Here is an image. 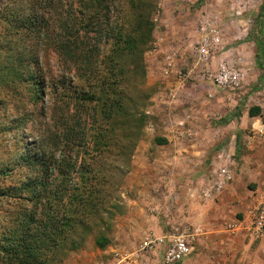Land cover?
<instances>
[{
    "label": "rangeland",
    "instance_id": "374dc122",
    "mask_svg": "<svg viewBox=\"0 0 264 264\" xmlns=\"http://www.w3.org/2000/svg\"><path fill=\"white\" fill-rule=\"evenodd\" d=\"M59 2L69 9L71 0ZM115 4L112 24L125 23L137 44L133 54L126 50L115 57L120 61L117 70L122 69L126 78L109 77L115 85L108 88L107 103L99 108L107 138L102 144L90 142L85 159L105 188L96 211L87 217L86 233L77 231L83 236L82 245L69 250L66 244L50 264H165L154 240L197 227L202 232L194 240L192 261L239 264V254L235 259L222 257L204 227L216 218L217 201L211 190L219 168L227 166L235 173V168L244 166L256 171L262 180L256 197H264V139L258 132L264 125V0H116ZM0 8L16 16L11 23L0 21V169H15L11 175L0 174V190L8 194L26 179L27 170L20 169L25 146L33 151L40 144L50 154L51 134L56 132L60 141L63 130L57 121L60 113L52 114L47 97L38 109L27 102L25 84L9 73L11 65L38 57L41 63L32 76L38 78L42 69L47 84H58V91L65 87L79 91L83 82L41 36L26 31L23 24L18 27L30 12L27 0H0ZM207 36L217 37L218 43L203 60L199 41ZM110 46L102 39L101 55L112 56ZM223 66L239 74L231 88L215 80ZM98 98L90 105L96 106ZM55 106L63 108L60 103ZM32 109L35 122L22 116ZM92 115L93 111L87 116L88 131ZM63 143L62 139L60 146ZM60 149L54 150L56 158ZM29 206L25 200L0 197V243L16 212ZM246 216L235 212L229 225ZM203 218L206 221L200 222ZM236 231L245 245H257L245 231ZM262 248L254 264H264Z\"/></svg>",
    "mask_w": 264,
    "mask_h": 264
},
{
    "label": "trees",
    "instance_id": "16d2710c",
    "mask_svg": "<svg viewBox=\"0 0 264 264\" xmlns=\"http://www.w3.org/2000/svg\"><path fill=\"white\" fill-rule=\"evenodd\" d=\"M27 1L30 12L19 20L21 24L18 27L23 24L26 31L41 36L47 47L72 65L83 84L79 91L75 87L58 91V84H47L42 69L40 76L35 78L32 76L33 69H37L41 63L38 57L13 63L10 67L9 73L25 84L29 95L27 102L38 109V103H44L47 97L52 103V114L60 113L57 121L63 126L64 146H60L62 139L59 141L56 138V132L51 134L53 140L50 148H54L50 154H46V149L40 144L34 143L37 147L33 151L25 146L27 150L21 151L20 162L23 165H20V169L27 170L26 179L13 193L9 191L6 194L0 190V197L18 198L30 205L16 212L13 225L2 236V264H50L56 261L66 244L69 250L82 245L83 236H77V231L81 228V234L86 233L87 217L96 211L97 202L102 198L99 194L105 188L99 173L85 160L90 155L89 143L102 144L107 138L101 129L102 112L99 108L107 103L104 96L108 88L115 85L109 77L122 81L125 77L122 69L121 72L117 70L120 61L119 57H115L126 50L133 54L137 44L130 37L125 23L112 24L116 0H71L69 9L60 0ZM0 9V21L11 23L12 15H15ZM124 17L123 14L120 20L124 21ZM50 20L53 21L52 26ZM91 39L94 44L90 43ZM102 39L111 45L109 53L112 56L101 55L99 44ZM25 72L26 75H23ZM95 98H98L97 105L91 106ZM59 103L63 105L60 110L55 106ZM41 107L44 105L41 104ZM91 111L94 112L93 127L88 131L87 116ZM104 113H107L105 109ZM22 116L35 122L33 109L26 110ZM55 149L62 151L59 158L55 156ZM80 152L82 154L77 164ZM14 171V168L5 166L0 169V174L11 175ZM73 174L78 178H73ZM97 242L100 247L105 245L100 238Z\"/></svg>",
    "mask_w": 264,
    "mask_h": 264
},
{
    "label": "crops",
    "instance_id": "0c3cea01",
    "mask_svg": "<svg viewBox=\"0 0 264 264\" xmlns=\"http://www.w3.org/2000/svg\"><path fill=\"white\" fill-rule=\"evenodd\" d=\"M235 169L238 172L232 173L227 166L217 170V180L211 190L213 191L212 196L217 201L214 203L217 211L216 218L210 220L204 228L208 233V237L212 240L213 246L221 251L223 258L227 255L235 259L239 254V264L246 262V259H248V263L254 264L253 262L256 261L255 256L260 253L258 250L260 246L258 244L251 245V242L245 245L239 238L237 231H229V222L234 221L235 212L240 211L244 216L248 214L252 203L258 199L256 192L261 191L262 180L255 174L256 171H248L244 169V166ZM193 195L196 196L198 193L196 192ZM202 197H204L203 194ZM201 221L206 220L203 218ZM197 229L201 235L202 231L199 227ZM201 251H204V249H201Z\"/></svg>",
    "mask_w": 264,
    "mask_h": 264
},
{
    "label": "built area",
    "instance_id": "2783aa9c",
    "mask_svg": "<svg viewBox=\"0 0 264 264\" xmlns=\"http://www.w3.org/2000/svg\"><path fill=\"white\" fill-rule=\"evenodd\" d=\"M205 29L207 28H201V30ZM207 32L211 34L214 31L209 28ZM216 43H218V39L214 36H207L202 41H199V56L203 60L208 59L209 51ZM214 77L223 88H231L233 84H237L239 81V74L224 66ZM259 135L264 139V125L259 128ZM237 228H239V231H245V234L252 242L264 247V197L254 201L245 219L229 225L230 232L236 231ZM199 235L200 232L195 228L191 231L188 229L177 230L176 232L162 235L154 241L162 250V258L165 264L186 263L190 260L192 261L193 243ZM190 264L196 263L192 261Z\"/></svg>",
    "mask_w": 264,
    "mask_h": 264
}]
</instances>
